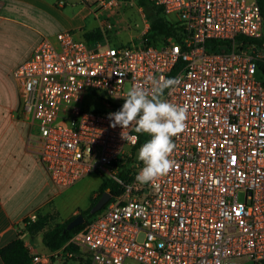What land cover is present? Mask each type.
<instances>
[{
    "label": "built area",
    "instance_id": "1",
    "mask_svg": "<svg viewBox=\"0 0 264 264\" xmlns=\"http://www.w3.org/2000/svg\"><path fill=\"white\" fill-rule=\"evenodd\" d=\"M149 1L174 29L164 39H144V14L137 42L60 31L12 72L31 126L27 146L50 181L68 187L96 173L115 185L63 246L30 254V264H264L262 54L242 40L262 37L257 1ZM101 28L112 23L102 18ZM151 77L173 82L162 98L185 119L172 137L173 166L139 183L136 154L149 136L113 127L109 113L133 85L150 89Z\"/></svg>",
    "mask_w": 264,
    "mask_h": 264
},
{
    "label": "crops",
    "instance_id": "2",
    "mask_svg": "<svg viewBox=\"0 0 264 264\" xmlns=\"http://www.w3.org/2000/svg\"><path fill=\"white\" fill-rule=\"evenodd\" d=\"M121 2L0 0V248L20 236L29 255L48 251L40 233L31 237L24 231L23 221L37 211L54 210L61 219H67L78 210L61 216L60 190L50 181L36 154L27 146L31 126L23 116L21 87L12 72L32 53L41 38L54 41L55 34L60 31L71 30L80 37L84 32L100 29L101 40L108 43L109 35L119 33L124 36L118 25L126 23L120 11ZM102 18L119 22L112 24L105 33L101 28ZM135 37L130 33L123 37V41L128 43ZM38 235L40 242L36 240Z\"/></svg>",
    "mask_w": 264,
    "mask_h": 264
},
{
    "label": "clouds",
    "instance_id": "3",
    "mask_svg": "<svg viewBox=\"0 0 264 264\" xmlns=\"http://www.w3.org/2000/svg\"><path fill=\"white\" fill-rule=\"evenodd\" d=\"M150 81V89L133 85L124 96H118L124 103L118 111L109 113L113 127L126 129L131 126L136 134L149 136L136 154L137 161L142 164L135 176L139 183H150L173 166L174 162L168 158L172 137L182 129L185 119L183 107L162 98L163 90L173 82L155 77Z\"/></svg>",
    "mask_w": 264,
    "mask_h": 264
},
{
    "label": "trees",
    "instance_id": "4",
    "mask_svg": "<svg viewBox=\"0 0 264 264\" xmlns=\"http://www.w3.org/2000/svg\"><path fill=\"white\" fill-rule=\"evenodd\" d=\"M256 1L262 18V37L260 39L242 38V40L243 42H255L260 45L264 41V0ZM137 3L141 7L148 22V28L144 34V39H164L174 32L172 24L166 20L160 6L155 5L149 0H137ZM83 38L87 42H93L101 40L103 35L100 29H94L84 32ZM256 64L258 70L264 75V58H258L256 60ZM114 188L115 185L112 182L101 176V182L98 188L89 197V206L80 211V213L84 215L85 219L82 224H79L71 229H66L68 222L76 215H73L64 221L52 223L55 214H57L56 211L53 210L44 213L37 211V219L30 224H26L24 226V231H26L31 237L40 233L44 246L48 250H55L63 246L75 232L80 230L84 224L96 214L90 213V209L99 199L101 194L107 189L113 193ZM93 194H95L94 197ZM0 260L1 264H30L31 257L29 255V251L20 236L0 248Z\"/></svg>",
    "mask_w": 264,
    "mask_h": 264
},
{
    "label": "rangeland",
    "instance_id": "5",
    "mask_svg": "<svg viewBox=\"0 0 264 264\" xmlns=\"http://www.w3.org/2000/svg\"><path fill=\"white\" fill-rule=\"evenodd\" d=\"M122 10L121 13L124 14L126 23L118 24L121 29H123V35L134 34L136 37L134 41H138L140 28L142 27L143 19L142 15L144 14L141 7L138 5L137 0H121ZM127 9V10H126ZM126 10V11H125ZM112 24L116 25L119 20L113 19L111 20ZM126 24L128 25L126 27ZM119 33L115 35H109V42L114 45L125 44L126 41H123V37ZM261 47L262 58H264V45L261 43L259 45ZM260 79L264 80V76L260 75ZM101 182V176L96 173H91L86 175L85 177L79 179L74 184L68 187H57L60 190V195L58 200L62 202V206L60 208V214L62 217L67 216L73 210L78 209L73 215H77L81 210L86 209L89 206V197L90 195L96 191L99 184ZM95 194H93V197ZM71 215V216H73ZM70 216V217H71ZM66 219H61L57 214L54 216V220L52 223H57L64 221ZM36 240L40 242V236L36 237ZM124 264H138L132 259H127Z\"/></svg>",
    "mask_w": 264,
    "mask_h": 264
},
{
    "label": "water",
    "instance_id": "6",
    "mask_svg": "<svg viewBox=\"0 0 264 264\" xmlns=\"http://www.w3.org/2000/svg\"><path fill=\"white\" fill-rule=\"evenodd\" d=\"M110 193L108 191H104L99 199L96 201V203L91 207L90 213H95L97 210H99L102 205L109 199ZM84 215L82 213L77 214L72 220L68 222L66 225V229H71L79 224H82L84 222ZM245 264H252L251 262L245 263Z\"/></svg>",
    "mask_w": 264,
    "mask_h": 264
}]
</instances>
